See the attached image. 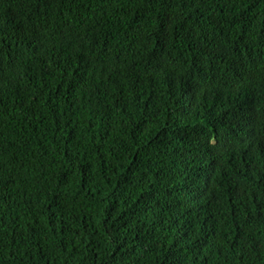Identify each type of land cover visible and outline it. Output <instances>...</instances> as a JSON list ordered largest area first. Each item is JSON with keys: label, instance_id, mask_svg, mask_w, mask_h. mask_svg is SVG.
I'll return each instance as SVG.
<instances>
[{"label": "trees", "instance_id": "trees-1", "mask_svg": "<svg viewBox=\"0 0 264 264\" xmlns=\"http://www.w3.org/2000/svg\"><path fill=\"white\" fill-rule=\"evenodd\" d=\"M0 264H264V0H0Z\"/></svg>", "mask_w": 264, "mask_h": 264}]
</instances>
